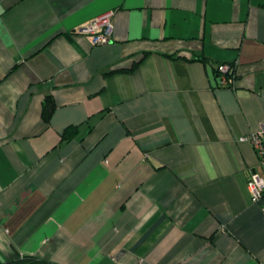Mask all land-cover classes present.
Wrapping results in <instances>:
<instances>
[{
	"label": "crops",
	"instance_id": "0c3cea01",
	"mask_svg": "<svg viewBox=\"0 0 264 264\" xmlns=\"http://www.w3.org/2000/svg\"><path fill=\"white\" fill-rule=\"evenodd\" d=\"M262 123L264 0H0V264H264Z\"/></svg>",
	"mask_w": 264,
	"mask_h": 264
},
{
	"label": "built area",
	"instance_id": "2783aa9c",
	"mask_svg": "<svg viewBox=\"0 0 264 264\" xmlns=\"http://www.w3.org/2000/svg\"><path fill=\"white\" fill-rule=\"evenodd\" d=\"M111 16V12L99 15L83 26L81 31L91 35L93 44L107 43L113 30ZM233 67V63H220L217 66L216 70L220 74V84L233 85L234 77L231 74ZM241 140L250 142L257 157V163L261 168V173L253 171L247 179L251 199L253 201L264 200V123L261 124L259 129L250 132Z\"/></svg>",
	"mask_w": 264,
	"mask_h": 264
},
{
	"label": "trees",
	"instance_id": "16d2710c",
	"mask_svg": "<svg viewBox=\"0 0 264 264\" xmlns=\"http://www.w3.org/2000/svg\"><path fill=\"white\" fill-rule=\"evenodd\" d=\"M54 106H55L54 101L51 95L47 94L43 99L42 107H41V116L44 121H48L49 116L54 109ZM72 127L73 126H69L64 130L62 134V138L67 139L68 137H70L69 135H71V133H73L75 130V128ZM2 264H56V263L46 258L35 256L33 254L16 253V255L13 258L8 259L6 262Z\"/></svg>",
	"mask_w": 264,
	"mask_h": 264
}]
</instances>
